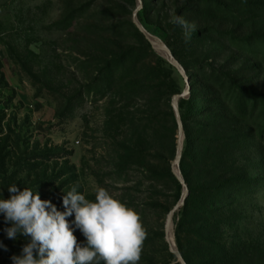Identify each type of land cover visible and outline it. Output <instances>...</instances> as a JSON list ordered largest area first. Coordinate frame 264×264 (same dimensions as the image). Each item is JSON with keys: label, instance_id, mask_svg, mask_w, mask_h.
<instances>
[{"label": "rangeland", "instance_id": "374dc122", "mask_svg": "<svg viewBox=\"0 0 264 264\" xmlns=\"http://www.w3.org/2000/svg\"><path fill=\"white\" fill-rule=\"evenodd\" d=\"M12 184L61 211L71 186L105 189L140 216L138 264H180L165 225L185 187L167 232L185 264H264V0H0L3 198ZM6 226L0 264L27 242Z\"/></svg>", "mask_w": 264, "mask_h": 264}, {"label": "clouds", "instance_id": "9594fccd", "mask_svg": "<svg viewBox=\"0 0 264 264\" xmlns=\"http://www.w3.org/2000/svg\"><path fill=\"white\" fill-rule=\"evenodd\" d=\"M173 22L186 29V37L194 29L180 16ZM6 189L7 199L0 193V216L7 225L3 233L12 241L27 240L11 264H138L146 239L140 216L105 189L97 188L90 201L71 186L60 198L62 211L42 200L37 188L12 184ZM77 230L83 242L74 236ZM0 249L7 251L2 242Z\"/></svg>", "mask_w": 264, "mask_h": 264}, {"label": "water", "instance_id": "95a60500", "mask_svg": "<svg viewBox=\"0 0 264 264\" xmlns=\"http://www.w3.org/2000/svg\"><path fill=\"white\" fill-rule=\"evenodd\" d=\"M134 24H135L137 30H138L141 34H143L144 37L146 38V40L151 44L150 40L146 37V33H145V31L143 30V28L140 26V24H139L136 20L134 21ZM151 46L153 47L152 44H151ZM153 48H154V47H153ZM165 52H166V54L168 55V58H169L168 60H169L172 64H174L177 68H179L178 65H177V63H176V61L174 60L173 56L171 55V53H170L166 48H165ZM187 90H188V89H187ZM187 90L184 91V92H183L182 94H180V95H176V96L173 98L172 103H171V105H172V109H173V112H174V115H175V117H176V119H177V122H178V127H179L180 124H179V114H178V110H177V107H176V102H177L179 99H184V98H186V96H187ZM179 131H180V128H179ZM179 143H180V142H179ZM179 143H178V146H177V149H176V157H175V160H174V163H173V165L176 164V166H178V163H179V160H180V157H181V150H182V149H181V146H179ZM171 171H172L173 175L176 177V179L179 181V183L183 184V182H182V180H181V177H180V175H179V172H178V175H177V174L173 171V168H172ZM186 196H187V190H186V188L184 187L183 192H182V196H181L179 202L176 204V206H175V207L169 212V214H168L167 221H166V225H165V240H166V241H168V235H167V232H168V227H169V225H170V223H171V217H172L174 211L177 210V209H179V208L183 205ZM169 251H170V252L176 257L177 261H178L180 264H185V263L183 262L181 256H180V254L178 253L177 249H176L174 246H170V245H169Z\"/></svg>", "mask_w": 264, "mask_h": 264}, {"label": "bare ground", "instance_id": "6f19581e", "mask_svg": "<svg viewBox=\"0 0 264 264\" xmlns=\"http://www.w3.org/2000/svg\"><path fill=\"white\" fill-rule=\"evenodd\" d=\"M146 37L150 40V42L153 45L154 49L157 52L162 53L165 56V58L168 60L169 58H168V55L165 52V47H163V45L160 42H158L156 39L150 37L149 35L146 34ZM179 146H181L180 143H179ZM173 171L178 175V169H177L176 164L173 165ZM167 242H168V244L170 246H174L171 239L168 238V241Z\"/></svg>", "mask_w": 264, "mask_h": 264}, {"label": "trees", "instance_id": "16d2710c", "mask_svg": "<svg viewBox=\"0 0 264 264\" xmlns=\"http://www.w3.org/2000/svg\"><path fill=\"white\" fill-rule=\"evenodd\" d=\"M188 102H189L188 99H180V101H179L180 104H187ZM180 117H181V119H183V115L182 114H180ZM181 158H183V153L181 155ZM182 210H183V207L178 210V214L181 213Z\"/></svg>", "mask_w": 264, "mask_h": 264}]
</instances>
